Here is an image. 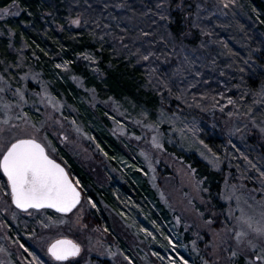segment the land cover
I'll use <instances>...</instances> for the list:
<instances>
[{"label": "rangeland", "instance_id": "obj_1", "mask_svg": "<svg viewBox=\"0 0 264 264\" xmlns=\"http://www.w3.org/2000/svg\"><path fill=\"white\" fill-rule=\"evenodd\" d=\"M192 1L196 7L194 25L206 18L237 23L235 29L224 27L230 36L229 55L218 56L219 46L210 35L207 43L198 48H191L184 40L173 41L166 63L171 66L181 62L186 74L194 70L190 64L198 65L202 78L204 67L214 69V64L219 68L234 66L231 72H223L225 76L230 73L229 80L238 78L242 82V73L255 74L259 67L252 54L253 46L248 38L241 40V34L247 37L246 22L251 30L260 33L258 23L250 19V8L237 0ZM227 1L230 10L225 6ZM15 9H1L0 21L17 14ZM3 33L0 27V35ZM64 72L82 92L85 106L81 110L23 56L0 71V89H4L0 92V144L35 137L51 157L66 166L55 147L57 142L86 169L100 189L88 188L73 177L83 199L71 213L52 209L21 211L13 205L10 187L0 169V264H44L41 256H46L50 264H96L99 259L108 260L107 264H184L185 260L187 264H252L254 256L242 252L247 249L261 254L260 242L252 250L246 244L249 237L244 238L245 243H238L235 237L241 230L255 235L244 219L251 216L255 221L262 220L264 187L257 190L238 183L228 171L220 196L222 204L215 205L193 168L166 149L168 144L196 153L220 169L217 158L199 142L197 133L203 124L211 125V118L197 115L194 108H184L176 115L164 109L153 121L150 109L132 101L104 99L86 85L84 78L67 68ZM176 72L182 76L181 70ZM263 96L264 88L261 99ZM247 103L224 123L235 137L257 133L264 140V115L256 109L255 94L248 97ZM87 107L93 112L99 107L102 110L93 114ZM104 129L115 140V148H110L105 137H98ZM2 152L0 148V155ZM129 183L138 187L139 199L124 190L123 185ZM93 193L109 218V226L96 222L98 207ZM63 238L81 246L79 256L67 261L51 256L49 245ZM233 251L236 256L231 255Z\"/></svg>", "mask_w": 264, "mask_h": 264}, {"label": "trees", "instance_id": "obj_2", "mask_svg": "<svg viewBox=\"0 0 264 264\" xmlns=\"http://www.w3.org/2000/svg\"><path fill=\"white\" fill-rule=\"evenodd\" d=\"M237 1L250 8L252 18H248L258 23L260 32L251 30L248 22L244 25L248 28L247 37L241 34V40L248 38L251 42L259 69L255 74L242 73V82L238 78L229 80L230 73L227 76L223 74L228 69L231 72L233 65L219 68L214 64V69L203 66L205 75L202 78L198 65L190 64L194 70L192 74H186L181 62L171 66L166 63V54L173 41L184 40L191 48H198L207 43L210 35L219 46L216 48L218 56L222 58L223 53L229 55L230 36L224 27L235 29L237 23H231L229 19L224 22L206 18L194 25L196 7L192 0H183L180 9L173 6L172 22L167 29L162 26L165 22L148 11L156 0H0V10L11 7L17 10V14L0 21L4 32L0 35V71L23 56L26 61L35 63L61 94L80 110L84 104L80 96L82 92L71 82L65 68L84 78L86 85L96 89L104 99L132 101L150 109L153 121L164 109L176 115L184 108H194L197 115L200 113L211 118V125L203 124L197 133L199 142L217 158L220 169L210 166L196 153H187L168 144L166 149L193 168L209 198L221 206L220 196L228 171L238 183L257 190L264 187V175L261 174L264 173V140L257 133L235 137L224 123L243 104H249L247 99L253 94L256 96V109L264 115V96L261 99L264 88V0ZM120 3H126L127 7H118ZM229 3L227 1L226 5L230 10ZM76 20L80 21L78 26L74 25ZM237 28L242 32L241 26ZM142 31L156 35L144 38ZM161 36L164 40L160 39ZM152 39L156 43L149 45L147 40ZM146 48L156 55L144 60L142 54H146ZM175 69H179V73L181 70L182 76ZM214 71L216 74L210 73ZM229 98L232 103L228 102ZM87 108L93 114H100L102 110L99 107L93 112ZM99 125L102 126L101 123ZM101 136L110 142V148H115V140L106 133V129L98 133V137ZM55 147L74 178L88 188L100 189L75 158L57 142ZM0 178L3 179L2 176ZM123 188L140 198L141 192L133 183L124 184ZM91 196L98 207L96 222L109 226V218L97 195L93 193ZM41 257L44 264H50L46 256ZM107 263L108 260L102 259L96 262Z\"/></svg>", "mask_w": 264, "mask_h": 264}, {"label": "snow or ice", "instance_id": "obj_3", "mask_svg": "<svg viewBox=\"0 0 264 264\" xmlns=\"http://www.w3.org/2000/svg\"><path fill=\"white\" fill-rule=\"evenodd\" d=\"M174 5L177 9L182 8L183 0H156L154 6L148 11L154 12L160 21L165 22L162 26L167 29L172 22ZM117 6L124 8L127 7V4L120 3ZM155 22L154 20L153 23ZM74 23L79 24L80 21L76 20ZM155 35V33L142 31L144 38ZM169 35L174 34L169 33ZM184 35L186 36L187 33ZM160 39L164 40V37L161 36ZM165 42L167 43V41ZM147 43L151 45L156 41L154 39L147 40ZM145 52L146 54H142L144 60L156 55L150 48H146ZM2 91L4 89H0V92ZM228 102L232 103L231 98ZM4 107L8 108V105L5 104ZM17 118L19 119V117ZM261 131H264V128ZM0 148L3 149L2 155H0V169L7 177L11 199L18 208L25 211L50 208L60 213H69L80 203L81 192L77 188L78 182L74 183L70 179L65 168L51 157L45 145L35 137L17 138L12 142H4L0 144ZM261 174L264 175V173ZM261 216V221H255L251 216L244 219V223L247 224L251 233L255 234L254 236L241 230L236 233L235 237L238 243H245L244 238L249 237L246 244L252 250L257 247V241L260 242L261 254H255L254 251L247 249L242 252L243 255L254 256L252 264L264 261V212L261 213ZM48 251L57 261H67L70 257L79 256L81 246L75 241L63 238L51 243ZM231 255L236 256L237 252L233 251ZM169 264H174V261H170ZM184 264H187L186 260Z\"/></svg>", "mask_w": 264, "mask_h": 264}, {"label": "water", "instance_id": "obj_4", "mask_svg": "<svg viewBox=\"0 0 264 264\" xmlns=\"http://www.w3.org/2000/svg\"><path fill=\"white\" fill-rule=\"evenodd\" d=\"M53 158V157H52ZM54 159V158H53ZM56 160V159H55ZM58 163H60L64 168H65V170L68 172V174H69V177H70V179L74 182V183H76L75 182V180H74V178H73V176L70 174V172L68 171V169H67V167L63 164V163H61V162H59L58 160H56ZM1 171H2V173H3V170L1 169ZM3 175L6 177V175L3 173ZM6 179H7V177H6ZM10 187V186H9ZM77 188H78V190L81 192V198H80V203L82 202V199H83V192H82V190L78 187V185H77ZM13 202V201H12ZM79 203V204H80ZM78 204V205H79ZM13 205L17 208V209H19V210H21V211H25V210H22V209H20V208H18L15 204H14V202H13ZM78 205L75 207V208H77L78 207ZM74 208V209H75ZM45 209H50V208H45ZM73 209V210H74ZM29 210H36V209H29ZM28 210V211H29ZM40 210H43V209H40ZM52 210H55V209H52ZM72 210V211H73ZM56 212H58L57 210H55ZM71 211V212H72ZM71 212H69V213H71ZM58 213H60V212H58ZM69 213H62V214H69Z\"/></svg>", "mask_w": 264, "mask_h": 264}, {"label": "flooded vegetation", "instance_id": "obj_5", "mask_svg": "<svg viewBox=\"0 0 264 264\" xmlns=\"http://www.w3.org/2000/svg\"><path fill=\"white\" fill-rule=\"evenodd\" d=\"M57 160V159H56ZM60 162V161H59ZM69 171V170H68ZM71 174V173H70ZM62 214V213H61ZM54 258V257H53Z\"/></svg>", "mask_w": 264, "mask_h": 264}]
</instances>
